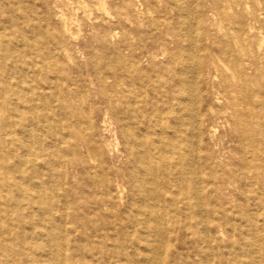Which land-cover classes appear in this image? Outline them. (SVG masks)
<instances>
[{"label":"rangeland","instance_id":"1","mask_svg":"<svg viewBox=\"0 0 264 264\" xmlns=\"http://www.w3.org/2000/svg\"><path fill=\"white\" fill-rule=\"evenodd\" d=\"M214 1H194L204 57L202 36L216 51L223 32L239 28L220 20ZM241 1L247 25L259 28L251 13L264 0ZM70 4L77 20L67 28ZM190 26L175 0H0V264H264L262 168L248 179L227 159L264 144L261 134L236 131L260 113L258 97L234 119L216 102L235 88L232 72L220 64L199 81L215 110L199 145L205 215L185 179L173 167L164 175L154 156L159 113L190 91L191 73L174 90L169 83L173 58H187L180 46ZM255 35L254 49L264 43ZM206 145L224 165L208 163ZM169 183L177 200L167 196L163 210L157 188L168 192ZM149 210L165 216L166 232Z\"/></svg>","mask_w":264,"mask_h":264},{"label":"bare ground","instance_id":"2","mask_svg":"<svg viewBox=\"0 0 264 264\" xmlns=\"http://www.w3.org/2000/svg\"><path fill=\"white\" fill-rule=\"evenodd\" d=\"M194 1L195 0H175L177 10L182 16H186L191 23V26L188 27L190 41L188 45L180 46V50L183 49L187 55L184 62H182L181 56L173 58L171 72L174 82L171 83V81H169V83L173 86V90L176 89L180 81H183L181 80V72L191 73L193 79L189 82L190 91L187 93V96L175 98L169 111L165 109L159 113L161 134L159 137V149L154 156L160 163L164 175L173 167V172L179 173V175L185 179L187 184L186 190H190V198L188 197V200L195 203V211L197 213L205 215L204 193L207 191V188L205 187L202 177L205 163L202 162L200 157L199 145L201 138H203V127H205L208 122L206 119L207 114H214L215 110L214 104L210 102L208 94L204 96L199 95V81L203 76L208 78L212 71L218 72L220 64L223 65L227 71L232 72V81L236 84L235 88L230 90L224 102H222L219 97H217L216 102L219 104L223 103L222 108L236 119V107L244 104L252 106L254 99L258 97L260 102H262L260 113H254L252 116L248 115L244 122L245 128L237 124L236 131L241 134V137H244L243 134L245 131H251V135L254 137H256V133L264 137V43L254 49L253 43L251 42L252 38H256L255 32H259V34L263 35L264 39V14L261 13L262 16H260L261 14L259 13L260 10L264 11V8H253V13H251L253 16L252 18L256 24H259V28H255L247 25L245 15L250 14V8L245 6L241 0H215L214 2L220 20L223 22L225 18H228L234 26L239 28L234 29L231 33L228 30L224 31L223 37L225 40L222 43L216 44V51L213 50L212 44L208 46L205 43L212 40L207 38L208 36H202L200 40L202 41L201 44H203V50L210 54L204 57L199 54L197 47L198 38L195 35L196 19L194 17ZM70 6V16L67 17L65 21V27L67 28L77 20L72 5L70 4ZM81 6L85 9L83 5ZM102 9L104 10V8ZM238 11L241 12L239 13ZM219 33H222V31ZM248 47H251L253 55H250L247 49ZM247 70L251 74L247 75L245 73ZM233 94H235V96H233ZM168 115L170 119L167 121L166 125H164ZM148 144V141L145 140L143 145L142 164L145 168L144 170L148 182L150 186H152L156 182V171L154 172V166L151 165L150 158L147 156ZM254 148H257V150H255L256 154L251 157L248 156L247 150L243 148L244 153L243 150L238 153L240 157L237 155L234 157L229 156L227 159L229 161L239 160L238 163H240L248 179H255V172L259 173L261 168L264 178V144L261 146L258 144V141H255ZM258 150H262L263 153L260 154ZM205 151L208 153V163L212 166L225 164L223 163L226 158L225 155L221 154L215 159L211 155V147L208 145H206ZM169 186L168 192H162L159 186L157 188L163 210L165 209L164 206L167 196L170 202L176 203L177 200L176 190H179V188L171 186L170 183ZM173 188H175V190ZM152 190L154 191V189ZM212 190L214 193L220 192L215 186ZM148 216L159 224L161 232L165 231V216L164 218L159 217L154 210H149ZM150 219L145 223V227L149 225Z\"/></svg>","mask_w":264,"mask_h":264}]
</instances>
